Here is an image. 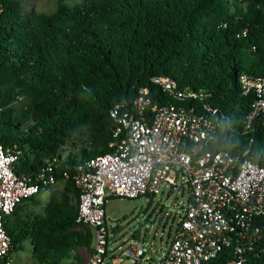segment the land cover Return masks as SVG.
<instances>
[{
	"label": "trees",
	"instance_id": "16d2710c",
	"mask_svg": "<svg viewBox=\"0 0 264 264\" xmlns=\"http://www.w3.org/2000/svg\"><path fill=\"white\" fill-rule=\"evenodd\" d=\"M245 32L243 36L242 33ZM264 76V0H57L49 13L25 14L21 0H0V145L15 148L16 175L31 179L47 164L56 183L42 214L40 193L4 219L8 255L29 241L38 264L79 262L93 232L78 227V165L111 152L110 111L135 113L140 91L173 103L151 79L167 76L189 87L224 116L208 149L264 165L261 118L250 128L253 95L239 75ZM66 146L75 151L66 157ZM28 208H30L28 210ZM264 242V216L257 219ZM221 254L212 264H224ZM245 264H264V253Z\"/></svg>",
	"mask_w": 264,
	"mask_h": 264
},
{
	"label": "built area",
	"instance_id": "2783aa9c",
	"mask_svg": "<svg viewBox=\"0 0 264 264\" xmlns=\"http://www.w3.org/2000/svg\"><path fill=\"white\" fill-rule=\"evenodd\" d=\"M151 81L174 102H153L143 90L133 101L135 113L121 114L116 105L110 111L115 122L114 140L108 144L111 152L91 157L76 169V223L92 230L93 244L80 250L83 261L70 264H105L108 199L153 198L164 190L179 193L178 186L188 191L186 207L157 264H212L221 254L224 264H245L259 257L264 253L257 223L264 216V165L246 159L247 151L235 159L227 151L209 150L224 116L207 103L198 106L203 99L199 93L179 88L167 76ZM239 86L243 96L254 97L246 128L257 118L264 127V76L241 72ZM18 155L15 148L0 145V264H10L12 259L4 219L20 203L56 184L55 164H47L33 179L16 175ZM145 253L134 247L125 254L134 264H142Z\"/></svg>",
	"mask_w": 264,
	"mask_h": 264
},
{
	"label": "rangeland",
	"instance_id": "374dc122",
	"mask_svg": "<svg viewBox=\"0 0 264 264\" xmlns=\"http://www.w3.org/2000/svg\"><path fill=\"white\" fill-rule=\"evenodd\" d=\"M78 0H66L73 4ZM234 5H239L238 0H230ZM25 14L32 11L49 14L57 4V0H21ZM75 151L74 147L66 146L59 152L60 157H66ZM63 183L54 184L47 192L38 196L40 205L37 208H28L36 214H42L50 191L61 189ZM179 193L168 194L164 190L161 195L153 198L141 197L137 199L110 198L105 202L106 228L108 232L107 258L105 264H134L133 259L126 256V252L135 245L146 251L145 257L149 262L142 264H156L162 254L167 251V244L172 239L185 209L188 191L186 188ZM114 230V235L111 233ZM93 239L91 240V245ZM152 247V249H150ZM112 257L119 260L114 262ZM73 260V257L70 256ZM10 264H38L32 259L29 241H24L21 248L17 249Z\"/></svg>",
	"mask_w": 264,
	"mask_h": 264
},
{
	"label": "crops",
	"instance_id": "0c3cea01",
	"mask_svg": "<svg viewBox=\"0 0 264 264\" xmlns=\"http://www.w3.org/2000/svg\"><path fill=\"white\" fill-rule=\"evenodd\" d=\"M43 193V192H42ZM135 245H133V246H131V248H134V247H136V242L134 243ZM150 249H152V247L150 248ZM146 254V253H145ZM145 254H144V256L142 257V259L144 260L143 262H149V261H151V260H148V258H146L145 257ZM78 255H79V262H81V261H83V255L79 252L78 253ZM160 259V258H159ZM112 260L114 261V262H118L119 260H117V259H114L113 257H112ZM72 261V263H75L76 261H74V259L73 260H71ZM106 262V261H105ZM158 263V262H157ZM156 263V264H157Z\"/></svg>",
	"mask_w": 264,
	"mask_h": 264
},
{
	"label": "water",
	"instance_id": "95a60500",
	"mask_svg": "<svg viewBox=\"0 0 264 264\" xmlns=\"http://www.w3.org/2000/svg\"><path fill=\"white\" fill-rule=\"evenodd\" d=\"M111 233L114 235V233H115V232H114V230H112V232H111Z\"/></svg>",
	"mask_w": 264,
	"mask_h": 264
}]
</instances>
